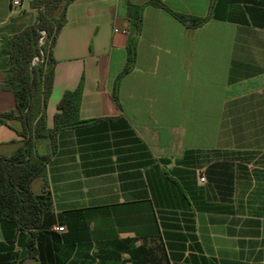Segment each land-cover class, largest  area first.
I'll use <instances>...</instances> for the list:
<instances>
[{
    "label": "crops",
    "instance_id": "0c3cea01",
    "mask_svg": "<svg viewBox=\"0 0 264 264\" xmlns=\"http://www.w3.org/2000/svg\"><path fill=\"white\" fill-rule=\"evenodd\" d=\"M159 1L208 19L190 28L146 4L117 101L127 4L148 0L68 4L43 115L52 129L81 84L84 123L59 130L53 153L34 140V154L51 155L30 188L52 211L33 252L28 230L0 221V264H264V0ZM37 16L34 0H0V46ZM6 68L0 50V114L15 110ZM18 130L0 122L1 155L20 145Z\"/></svg>",
    "mask_w": 264,
    "mask_h": 264
},
{
    "label": "trees",
    "instance_id": "16d2710c",
    "mask_svg": "<svg viewBox=\"0 0 264 264\" xmlns=\"http://www.w3.org/2000/svg\"><path fill=\"white\" fill-rule=\"evenodd\" d=\"M72 0H34L38 9L34 24L4 40L0 50L7 58L2 88L14 96L15 110L0 114V122L16 120L20 130V145L8 156L0 154V221H5L19 230H28L31 238L27 241L30 252L34 250L32 236L39 229L44 216L52 211L48 193L35 194L31 182L44 178L46 163L55 149V137L59 130L72 128L84 123L78 116L82 95L81 84L74 91L64 92L57 104L58 113L53 120V128L45 127L43 110L52 87L54 61L50 48L65 21V11ZM146 4H153L166 10L183 25L193 28L207 19L174 12L159 0H148L142 5L127 4L128 40L126 61L112 85V96L117 101L119 78L126 74L135 60V46L140 34L141 13ZM46 33L45 47H38L39 32ZM40 52L42 55L40 56ZM34 57L40 62L31 65ZM48 138L51 153L37 155L33 152L35 139Z\"/></svg>",
    "mask_w": 264,
    "mask_h": 264
},
{
    "label": "built area",
    "instance_id": "2783aa9c",
    "mask_svg": "<svg viewBox=\"0 0 264 264\" xmlns=\"http://www.w3.org/2000/svg\"><path fill=\"white\" fill-rule=\"evenodd\" d=\"M24 0H10V5L12 8H20L23 4ZM39 38L37 41V45L38 47H45L47 49V45H46V33L44 31H40L39 32ZM45 41V42H44ZM44 44V45H43ZM42 55V52H40V56ZM41 60L38 59V57H34L33 60L31 61V65L36 64L37 62H40ZM198 181L199 182H203L204 181V177L202 175H200L198 177ZM54 230L56 232H63L64 228L63 227H55Z\"/></svg>",
    "mask_w": 264,
    "mask_h": 264
},
{
    "label": "rangeland",
    "instance_id": "374dc122",
    "mask_svg": "<svg viewBox=\"0 0 264 264\" xmlns=\"http://www.w3.org/2000/svg\"><path fill=\"white\" fill-rule=\"evenodd\" d=\"M46 40V39H45ZM45 42V41H44ZM44 45V44H43Z\"/></svg>",
    "mask_w": 264,
    "mask_h": 264
}]
</instances>
